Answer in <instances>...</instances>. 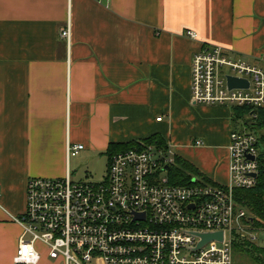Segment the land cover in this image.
Returning <instances> with one entry per match:
<instances>
[{
  "label": "crops",
  "instance_id": "1",
  "mask_svg": "<svg viewBox=\"0 0 264 264\" xmlns=\"http://www.w3.org/2000/svg\"><path fill=\"white\" fill-rule=\"evenodd\" d=\"M206 45L264 69V0H0V264H14L28 180L95 178L102 160L103 180L111 146L157 136L193 178L229 184L245 116L192 103V59ZM68 145L84 149L68 159Z\"/></svg>",
  "mask_w": 264,
  "mask_h": 264
},
{
  "label": "built area",
  "instance_id": "2",
  "mask_svg": "<svg viewBox=\"0 0 264 264\" xmlns=\"http://www.w3.org/2000/svg\"><path fill=\"white\" fill-rule=\"evenodd\" d=\"M187 36L197 38L193 31ZM230 78L248 87H231ZM191 101L250 110L230 136L228 185L195 178L188 185L173 183L174 152L143 142L112 154L98 182H77L71 174L30 178L25 212L14 218L22 227L14 264H40L44 255L37 244L60 264H233L236 244L264 241V226L254 224L235 196L257 185L264 157L256 132L264 108V69L206 45L192 59ZM82 149L68 145V159ZM206 233H222V241L198 247Z\"/></svg>",
  "mask_w": 264,
  "mask_h": 264
},
{
  "label": "trees",
  "instance_id": "3",
  "mask_svg": "<svg viewBox=\"0 0 264 264\" xmlns=\"http://www.w3.org/2000/svg\"><path fill=\"white\" fill-rule=\"evenodd\" d=\"M248 113H250V110L248 108L235 109V116H237L238 119H242ZM258 113L259 118L256 124L258 125V129L261 131L264 128V108L260 109ZM142 142L145 144H156L158 146L166 147L165 142L157 136L150 137ZM140 143L134 142L127 145L111 146L109 149V153L110 155H112L116 152L133 148ZM193 174L200 176V174H198V172L190 164L176 158V164L170 171V177L173 183L180 185H188L192 182ZM235 196L239 203H243V206L247 208L248 211L253 215L254 224L256 226H263L262 223H264V157H262L261 159V168L258 176L257 185L250 190H238L236 191ZM247 244L248 243H238L236 244V246ZM261 252H263L264 254V247L261 249ZM261 264H264V262Z\"/></svg>",
  "mask_w": 264,
  "mask_h": 264
},
{
  "label": "rangeland",
  "instance_id": "4",
  "mask_svg": "<svg viewBox=\"0 0 264 264\" xmlns=\"http://www.w3.org/2000/svg\"><path fill=\"white\" fill-rule=\"evenodd\" d=\"M74 170H76V168ZM85 171H87V170H85ZM85 171L80 172L78 174V176H75V178L73 177V180L77 181V182H81V181L97 182V181H100L102 179V176L104 175V173L106 171L104 161L102 160L100 165L95 170V172H96V174H94L95 178H92L93 176H91L87 179L88 174ZM263 246H264V244H263ZM37 249L40 250L41 252H43L42 253L44 255L43 256V259H44L43 264H44V262L47 264H60L61 263V261H52V260L48 259L46 257V250L41 244H37ZM233 255H234V264H257V262H255V260L252 259L253 256L257 257L261 263L264 262V254L263 253L259 254V252H256V250H254V247L251 244L239 245V246L235 245ZM91 264H102V263L99 260H95ZM258 264H260V263H258Z\"/></svg>",
  "mask_w": 264,
  "mask_h": 264
},
{
  "label": "water",
  "instance_id": "5",
  "mask_svg": "<svg viewBox=\"0 0 264 264\" xmlns=\"http://www.w3.org/2000/svg\"><path fill=\"white\" fill-rule=\"evenodd\" d=\"M231 81V87H248V83L244 82V81H239V80H235L230 78ZM262 153L264 154V151H262ZM202 242L200 243V245L198 247H201L202 245L213 241V240H219L222 241L223 238V234L222 233H206V234H202Z\"/></svg>",
  "mask_w": 264,
  "mask_h": 264
}]
</instances>
